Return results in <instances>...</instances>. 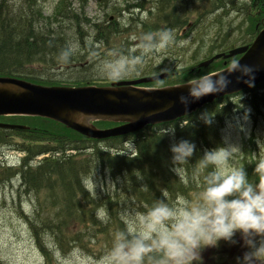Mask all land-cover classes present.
Instances as JSON below:
<instances>
[{
	"label": "trees",
	"instance_id": "16d2710c",
	"mask_svg": "<svg viewBox=\"0 0 264 264\" xmlns=\"http://www.w3.org/2000/svg\"><path fill=\"white\" fill-rule=\"evenodd\" d=\"M134 1V5L124 10L130 12L136 8L139 12H146V16L143 19L131 16L127 19L128 25L123 24L120 28V24L107 16L102 21H92L81 8H72L68 0H58L48 15L39 0H0V76L46 86H105L111 80L89 75L62 78L57 70L73 72L72 66L80 63H85L86 67L96 55L94 46L109 44L118 35H122L125 46L129 48L132 43L128 38L134 34V30L144 33L168 28L176 33L178 42L182 29L189 22L191 26L187 33L203 25L212 12L220 10L228 14L235 7L242 9L248 20L245 38L242 35L231 39L228 32L225 33L222 28L214 30L209 24L203 33L209 36L207 53L203 54L198 45L194 49V61L185 65L183 60L178 63H175L176 59L171 61L173 57L179 59L184 56L178 51L173 53V48L169 50L172 54L166 61L159 64L149 60L141 69L142 76L168 73L165 79L145 86L180 84L203 72L210 74L227 67L232 59H238L239 56L214 60L207 67H200L199 64L217 52L226 53L237 45L250 44L264 26V0L242 3L236 0ZM147 4L151 6L147 8ZM189 4L197 15L193 20L189 19ZM83 27L89 28L92 33L90 43L84 41L83 36L86 34L89 39V33H85ZM68 30L72 33H68ZM70 34L76 35V38H70ZM72 40L76 41L77 50L68 64L59 63V52ZM199 56L202 58L199 59ZM228 98L217 99L180 120L148 126L138 133L104 141L86 138L50 119L0 117L1 122L27 126L23 130L0 129V146L13 144L16 150L25 153L19 166L1 168L0 183H5V179L12 181L13 178H19L20 184L17 186L20 192L32 196L34 212L22 214L37 240L45 264H57L55 255L67 252L73 246L90 250L94 244L98 247V253L106 249L111 232L122 227L119 214L125 207L143 211L159 198H165L169 203L181 198H195L201 190L200 181L194 179L185 184L170 170V146L180 140L194 143L196 150L190 161L192 164L203 156L205 150L222 146L220 127L223 120L233 113L231 108L239 106L231 104ZM260 99L263 103L264 97ZM258 102L254 96L245 104L256 108ZM205 111L214 115L211 125H205L200 119ZM94 124L106 128L117 123L96 121ZM171 126L175 128L174 136H162L163 130ZM18 138L21 141H17ZM41 155L44 156L36 160ZM261 163L264 162L260 156H253L252 162L247 165L246 173L250 182L263 181L264 184V176L257 175L255 171ZM192 164L186 166L189 177L194 174ZM92 176H102L111 180L113 185L105 190L103 187L97 188L89 194L84 191L82 179ZM141 176L144 180L138 181L137 177ZM100 207H106L109 211L111 220L108 224L96 218V210ZM45 237L53 239L52 245L41 241Z\"/></svg>",
	"mask_w": 264,
	"mask_h": 264
},
{
	"label": "clouds",
	"instance_id": "9594fccd",
	"mask_svg": "<svg viewBox=\"0 0 264 264\" xmlns=\"http://www.w3.org/2000/svg\"><path fill=\"white\" fill-rule=\"evenodd\" d=\"M133 39L136 43L132 49H112L99 62L100 78L115 81L132 76L149 58L176 43L174 32L168 28L144 32ZM76 50V44H69L59 52L58 62L68 64ZM256 72L254 66L234 58L223 70L192 77L183 85L187 94L179 95L177 101L187 108L204 96L224 93L234 74L237 82L254 87ZM213 118L207 111L200 116L205 125H211ZM174 134L171 126L162 136ZM225 143L205 150L195 164L190 163L196 150L194 143H172L170 170L185 184L200 181L201 190L195 198H181L175 203L159 198L143 211L125 207L119 214L122 227L111 232L110 243L100 255L73 246L57 255V264H202L204 249L218 247L222 240L235 245L238 233L247 251L236 258V264H264V188L250 182L244 168L231 167L240 147ZM189 164L194 167L192 177L186 174ZM255 171L264 176V163ZM82 186L87 193L94 192L98 187L96 176L82 179ZM95 214L103 224L111 220L106 207L98 208Z\"/></svg>",
	"mask_w": 264,
	"mask_h": 264
},
{
	"label": "rangeland",
	"instance_id": "374dc122",
	"mask_svg": "<svg viewBox=\"0 0 264 264\" xmlns=\"http://www.w3.org/2000/svg\"><path fill=\"white\" fill-rule=\"evenodd\" d=\"M68 1L72 8H81L86 13V17L92 21H102L106 16L108 18L113 17V21L120 24V28L123 24L128 25L127 19L131 16L139 17L140 19H143L144 15L146 16V12H139L136 8H132L130 12L124 10L134 5V0ZM236 1L242 3L248 0ZM39 2L45 14L48 15L52 12L58 0H39ZM150 6L151 4L146 5L147 8ZM188 9L190 10L188 13L189 19L193 20L197 15L194 14L191 4H189ZM199 10H201L200 7ZM247 22L248 20L242 9L235 7L230 10L228 14H224L222 11L217 10L209 15L208 20H206L203 25L195 27L187 33L191 26V22H189L182 29V36L179 38L180 40H178V42L176 39L178 36H176V43L173 46H170L161 53L155 54L147 61L150 60V62L160 64L170 57L172 53H170L169 50L174 48L173 53H177L178 51L184 56H181L179 59L173 57L171 61H175L174 59H176L178 63L179 60H183L185 61V65L190 64L194 61L192 57L194 55V49L198 45L201 46L203 54L208 51L207 48L210 45L209 36H204L203 34L207 25L212 24L214 30H216V28H222L225 33H229L231 39H237L239 36L242 37V35L245 38L244 30L248 26ZM83 30L85 33H89V39H87L86 34L83 36L85 43H90L92 40L91 31L87 27H83ZM68 33L72 32L68 30ZM134 34L139 36L141 33L134 30ZM70 35V38L72 36L76 38V35ZM133 37L135 36H131L129 39L133 44L129 49L135 46L136 41ZM122 39V35H118L109 44H96L94 50H97V52L89 65L86 64L85 67V63H80L82 65H77L72 68L73 72L64 69L61 71L59 69L57 70L59 77L69 78L70 75H89L100 78L97 74V65L112 49L119 48L129 50ZM70 42L71 44H76V41L73 42L72 40ZM238 44H241V42L238 41ZM79 48L80 46L78 49ZM202 56H199V59L202 58ZM144 66H146V63ZM141 69L142 67L136 73V76H142L140 73L142 71ZM253 93H255V95ZM254 96L255 100L259 101L256 108L250 104H245L250 101V99L254 98ZM262 97H264V86L257 87L254 91L241 92L228 98L231 104L239 105L238 107L233 106L231 108L233 113L223 120V124L220 127L222 146H226L225 142H227L228 144H234L240 147V151L237 152L231 161V167L244 168L246 171L247 165L252 162L253 156L255 158H259L260 156L261 160L264 162V102H260V98ZM17 141H21V139L18 138ZM5 146L8 145L1 144L0 146V166L8 165V162L5 160L6 157H8L10 161H16L15 158L18 157L17 154L13 153ZM11 153L13 154L12 156H10ZM1 168L2 167H0V170ZM4 181L5 183H0V264H45L44 257L37 245V240L23 217V214L29 215L34 212L31 201L32 196L20 192L17 181L7 179ZM96 181L98 184L97 188L103 187L104 190L106 188H111L113 185L111 180L105 179L102 176L96 177ZM258 184L260 187L264 188L263 181H259ZM234 239L237 241L235 245L222 240L219 242L218 247L204 249L201 253L202 264H236V258L242 256L247 249L243 247V240L239 233ZM52 240L53 239L50 237H45L41 241H44L48 245H52ZM89 249L90 250L87 249L86 251L93 255H100L105 250L103 249L98 253V247L94 244H92ZM57 255L58 254H56L55 257H57Z\"/></svg>",
	"mask_w": 264,
	"mask_h": 264
},
{
	"label": "water",
	"instance_id": "95a60500",
	"mask_svg": "<svg viewBox=\"0 0 264 264\" xmlns=\"http://www.w3.org/2000/svg\"><path fill=\"white\" fill-rule=\"evenodd\" d=\"M236 55H241V64L258 69L254 86L264 83V26L250 45L235 47L228 53H217L200 66L207 67L218 58ZM165 77L166 74H159L119 81L105 87L42 86L17 78L0 77V116H40L57 121L88 138L103 140L139 132L147 125L177 120L215 99L250 88L243 82H237L234 74L230 77L232 83L224 93L204 96L185 108L177 101L179 95L187 94V86H183L185 83L161 88L138 86ZM80 116L89 120L118 121L121 124L99 129L78 122ZM0 127L24 128L3 123H0Z\"/></svg>",
	"mask_w": 264,
	"mask_h": 264
},
{
	"label": "bare ground",
	"instance_id": "6f19581e",
	"mask_svg": "<svg viewBox=\"0 0 264 264\" xmlns=\"http://www.w3.org/2000/svg\"><path fill=\"white\" fill-rule=\"evenodd\" d=\"M78 122L80 123H84V124H87L89 119L84 117V116H80L78 119H77ZM99 167V166H98ZM117 176V175H116ZM129 182V181H128ZM123 188V187H122ZM105 205V204H104Z\"/></svg>",
	"mask_w": 264,
	"mask_h": 264
}]
</instances>
